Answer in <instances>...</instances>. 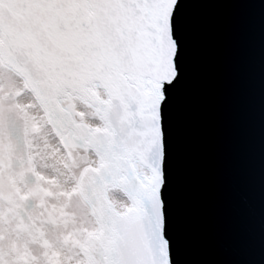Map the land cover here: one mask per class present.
<instances>
[{"label":"water","instance_id":"obj_1","mask_svg":"<svg viewBox=\"0 0 264 264\" xmlns=\"http://www.w3.org/2000/svg\"><path fill=\"white\" fill-rule=\"evenodd\" d=\"M172 36L177 76L161 104L171 264H264V0H177Z\"/></svg>","mask_w":264,"mask_h":264},{"label":"snow or ice","instance_id":"obj_2","mask_svg":"<svg viewBox=\"0 0 264 264\" xmlns=\"http://www.w3.org/2000/svg\"><path fill=\"white\" fill-rule=\"evenodd\" d=\"M115 2L0 0V97L7 92L19 112L24 97L32 96L42 109L53 110L58 130L79 148L96 151L102 157L101 167L111 164L132 173L161 143L164 163L161 104L166 99L165 82L171 84L177 76L173 71L176 55L167 62L159 52L139 42L135 38L139 25L132 17L114 32L108 15L100 12L89 16L85 11ZM119 2L125 6L146 2L157 24L167 19L172 35L177 0ZM98 87L106 90L111 104L119 109L118 119H113L109 104L96 91ZM25 113L19 112L21 120ZM5 118L6 110L0 102V123ZM89 119L102 121L106 127L90 131ZM142 121L150 129L147 135L141 134ZM109 129L119 137L120 150H115L103 135L97 138ZM162 173L157 169L154 178L144 184L139 206L131 210L133 214L127 220L120 221L106 210L107 234L122 240L126 264H158L163 259L164 245L169 248L161 198L163 168ZM142 179L133 175L132 184L139 187ZM160 237L157 249L155 241Z\"/></svg>","mask_w":264,"mask_h":264},{"label":"clouds","instance_id":"obj_3","mask_svg":"<svg viewBox=\"0 0 264 264\" xmlns=\"http://www.w3.org/2000/svg\"><path fill=\"white\" fill-rule=\"evenodd\" d=\"M85 11L89 16L108 15L114 32L132 17L139 25L135 34L139 42L167 62L177 53L167 19L157 24L146 2L125 6L116 0ZM96 91L109 104L113 119H118L119 109L111 104L106 90L98 87ZM0 102L6 110L0 123V264H126L122 240L107 234L105 213L125 221L138 208L144 184L157 169L162 175V143L132 173L111 164L101 167L102 157L96 151L79 148L58 130L51 108L45 111L32 96H25L19 109L26 110L21 120L7 92ZM78 111L84 110L78 107ZM87 126L90 131L106 127L95 119H89ZM139 127L142 135L150 131L146 122ZM101 135L120 150L112 129L97 138ZM133 175L143 178L139 187L132 184ZM161 240L155 241L157 249ZM158 264H170L167 244Z\"/></svg>","mask_w":264,"mask_h":264}]
</instances>
